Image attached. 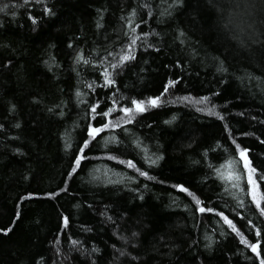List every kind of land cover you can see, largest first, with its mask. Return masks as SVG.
Masks as SVG:
<instances>
[{
  "label": "trees",
  "instance_id": "obj_1",
  "mask_svg": "<svg viewBox=\"0 0 264 264\" xmlns=\"http://www.w3.org/2000/svg\"><path fill=\"white\" fill-rule=\"evenodd\" d=\"M0 9V264H261L239 153L264 193V0ZM229 161L238 182L218 175Z\"/></svg>",
  "mask_w": 264,
  "mask_h": 264
},
{
  "label": "snow or ice",
  "instance_id": "obj_2",
  "mask_svg": "<svg viewBox=\"0 0 264 264\" xmlns=\"http://www.w3.org/2000/svg\"><path fill=\"white\" fill-rule=\"evenodd\" d=\"M2 10L3 9H0V11H2ZM134 15H135V13L133 12V16ZM33 23H35V21H33ZM130 27H131V24H130ZM132 31L135 32V28H132ZM138 39H140V37H136V36H134L131 39V42L128 45L129 49L134 48V46L136 45V42H137ZM133 58H134V56L131 54V52H129L128 54L123 55V56L120 57V63L122 64L123 62L128 61V60L133 59ZM83 59L84 58H83L82 55L77 57L78 62L80 60H83ZM84 62L88 63L87 60H84ZM117 66L118 65H112L113 68H115ZM103 75H104V80H105V85L106 86H110V85L114 84V80L111 79V74L109 72L105 71L103 73ZM174 83L175 82L170 81L169 82V86L174 85ZM167 91H168V88L166 87L165 88V92H167ZM78 95H79V93H78ZM206 99L207 98H204V100H202L200 102L203 103V102H205ZM160 100H161L160 97L149 98V100H147V101L132 100V104L134 105V107L133 108H124V109H122V111L126 114L128 122H130L132 117L129 114H135V113H138V112H144L145 110H147L148 107H156L160 103ZM91 110H92V112H95L96 111L95 106L92 107ZM111 111H113V109H110L109 112H106L103 115L107 116V115L110 114ZM209 111H211V110H209ZM111 126H113V125L110 122L109 124H105L104 128H108V127H111ZM101 131H103V128H91L90 132H89V136L94 138L95 135L98 134ZM85 147H87V142L85 143ZM237 148H239V145H237ZM82 151H83V149H81V152ZM239 155H240L241 159L244 161V167L248 171V175H247V184L249 186L248 195H250L252 202L255 203L256 208L260 210L262 215H264V207H262V204H264V193H260L259 192L258 181L256 179H254L256 170L250 166V161H248V159H247L246 150H241ZM83 158H84L83 156L77 158L76 167L79 166L80 160L83 159ZM152 162L154 163L155 161H152ZM128 166L129 167H134V165L131 162H128ZM221 167L223 169H226V171H221V169H217L218 175H220L221 179H224L226 181H236V182H238L241 179L240 176L233 175V173H232V162L231 161L227 162L226 165H222ZM73 171H75V167L73 168ZM141 175H146V173H141ZM261 179H264V177H261ZM234 186L238 187V183L234 184ZM182 190L187 191L186 189H182ZM196 203L199 204L200 201L197 200ZM200 211L204 212V211H206V209L200 208ZM207 211H212V210L211 209H207ZM17 215H19V214H17ZM220 215L223 218L224 222L226 224H228V226L232 229V231L236 232L237 235L240 236L241 243L247 245L248 247L251 248V250L253 252H255V253H257V255H259L258 249L260 248V242L257 241L256 243H250L243 236V234L239 231V229H237L235 224L227 216H224L223 213H220ZM249 223H251V222H249ZM65 224H67V218H65ZM0 231H5V230H0ZM6 231H11V228L7 229ZM6 231H5V234H6ZM260 234H261L260 231L257 229L256 230V235L259 236ZM261 264H264V260L261 261Z\"/></svg>",
  "mask_w": 264,
  "mask_h": 264
},
{
  "label": "rangeland",
  "instance_id": "obj_3",
  "mask_svg": "<svg viewBox=\"0 0 264 264\" xmlns=\"http://www.w3.org/2000/svg\"><path fill=\"white\" fill-rule=\"evenodd\" d=\"M243 164H244V161H243ZM247 170V169H246ZM247 172V175H248V171H246Z\"/></svg>",
  "mask_w": 264,
  "mask_h": 264
},
{
  "label": "water",
  "instance_id": "obj_4",
  "mask_svg": "<svg viewBox=\"0 0 264 264\" xmlns=\"http://www.w3.org/2000/svg\"><path fill=\"white\" fill-rule=\"evenodd\" d=\"M97 136V134L95 135V137Z\"/></svg>",
  "mask_w": 264,
  "mask_h": 264
}]
</instances>
